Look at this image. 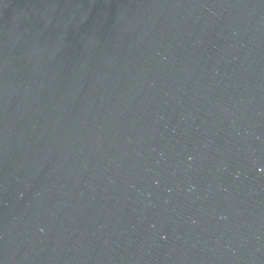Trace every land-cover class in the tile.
I'll return each mask as SVG.
<instances>
[{
	"label": "water",
	"instance_id": "obj_1",
	"mask_svg": "<svg viewBox=\"0 0 264 264\" xmlns=\"http://www.w3.org/2000/svg\"><path fill=\"white\" fill-rule=\"evenodd\" d=\"M0 264H264V0H0Z\"/></svg>",
	"mask_w": 264,
	"mask_h": 264
}]
</instances>
